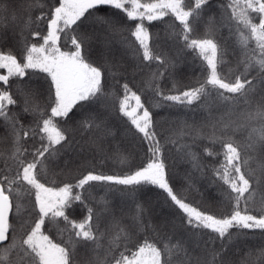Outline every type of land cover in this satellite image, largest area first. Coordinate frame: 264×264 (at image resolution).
Listing matches in <instances>:
<instances>
[{
  "label": "snow or ice",
  "instance_id": "6c2138e0",
  "mask_svg": "<svg viewBox=\"0 0 264 264\" xmlns=\"http://www.w3.org/2000/svg\"><path fill=\"white\" fill-rule=\"evenodd\" d=\"M210 6V0H29L18 13L0 0V45L6 47L10 40L15 48V54L0 50V69L6 70L0 74V127L7 133L0 140H11L9 152L0 151V264H231L227 253L240 237L259 230L264 240V196L256 199L264 187V0H225L218 23L214 16L203 20ZM109 9L119 10L134 26L127 29ZM35 10L39 15H32ZM166 17L180 28L167 34L180 43L177 55L188 50L202 61V79L176 94H166L160 84L166 74L172 75L175 58L154 50L145 24L168 23ZM202 22L203 37L193 38ZM95 25L104 35L103 50L94 55L93 39H101L89 30ZM225 28L228 35L221 42L216 37ZM117 36L136 60L131 75L142 74L141 92H151L156 101L152 107L171 102L196 105L210 114L212 108L222 110L206 138L223 150V160L212 171L226 186L222 194L228 214L193 207L169 183L148 101L130 86L123 63L109 59L111 38ZM237 48L235 67H230L227 56L230 50L236 55ZM37 74H44L46 86L33 82ZM113 109L145 143L151 156L146 165L126 175L87 171L75 183L60 179L71 174L57 171L60 158L84 149L75 138L77 131L97 133L90 143L100 152V142L117 135L107 122ZM77 112L81 115L73 120ZM25 115L31 116L27 124ZM69 122L73 127L66 126ZM237 133L246 134L242 141L234 140ZM184 136L194 144L202 134L182 131L180 138ZM164 139L178 145L195 171H205L192 145L178 144L172 136ZM204 154L212 157L214 152L205 147ZM115 155L121 163L127 159L119 151ZM97 186L107 188L104 196L94 194ZM144 186L166 194L182 214L179 224L167 219L155 226L145 223L144 206L137 202ZM110 191L135 203L130 224L116 215L107 198ZM76 207L86 211L80 220L72 215ZM145 231L155 233L154 240L141 242ZM248 259L264 264V246L255 258L249 250Z\"/></svg>",
  "mask_w": 264,
  "mask_h": 264
},
{
  "label": "trees",
  "instance_id": "16d2710c",
  "mask_svg": "<svg viewBox=\"0 0 264 264\" xmlns=\"http://www.w3.org/2000/svg\"><path fill=\"white\" fill-rule=\"evenodd\" d=\"M4 3L8 4L11 9H15L18 13L22 6L26 5L29 0H3ZM225 0H210V7L206 8L203 20L207 21L209 16H214L216 22L220 19V8L219 5L224 3ZM109 15L124 25L127 29H131L134 26L133 21H128L123 13L119 10H108ZM33 16L39 15V10H35L32 13ZM91 21V18H89ZM168 23H162L154 21L148 24L149 32L152 34L153 39L151 45L159 52L163 49L168 52L169 55L173 56L176 61L174 69L170 70L172 75L169 77L166 74L165 79L160 81L161 88L166 94H176L179 91L185 90L188 87L196 86L197 81L202 79L201 68L202 61L197 57L196 53L184 50L179 52L180 43L178 41L173 42L167 39V34L173 31H180L178 22L174 21V18L166 17ZM13 25L9 22L8 35L12 34ZM94 32L96 36L101 39H93V51L94 55L98 54L103 50L101 40L104 35V30L99 26L95 25L89 29ZM205 33V23H201L199 28L192 33L193 38H201ZM124 35L130 40L134 39L130 36L129 31H125ZM228 35V29H222L217 34V39L221 40L222 37ZM111 51L109 52V59L115 57L123 63L127 69L126 76L130 82V86L133 87L134 91L141 94L142 100L147 99L146 106L150 107L153 112V120L155 122V129L158 135L161 137V144L163 148V158L167 165L168 170V181L173 187L174 191L183 198L187 203L193 207H197L201 211L208 212L216 216L226 215L230 212V207L224 203V197L222 190L226 187L221 181L217 180L213 175V168L218 167L220 162L223 160L222 147L220 144L212 145L211 142L206 138L211 134L213 129L211 123L220 117L222 114L221 109L212 108L211 114L208 110L202 109L193 105L191 107H184L180 105H171V102L165 103L161 107H152L155 104V99L151 98V92H141L144 88L142 81V74H137L133 79L131 73L136 64L131 54L125 49V47L119 43L120 37L111 38ZM7 46L0 45V50L9 51L12 50L15 54V48L12 47V41H7ZM239 54V49H236V55H233L231 50L227 56V60L230 62V67H235V60ZM19 59V57H18ZM153 69L155 64L152 65ZM32 70H29L31 73ZM0 74H6V70L0 69ZM44 74H37L32 77L33 82L40 86H46V82L42 79ZM24 79H28L26 76ZM2 83V82H0ZM173 85L175 88L173 89ZM19 111V109H14ZM81 115L77 112L76 116L73 117L75 120ZM22 120L27 124L31 120V116L25 115ZM108 124L117 132L115 137H105L100 143L104 151L100 152L96 150L95 145L90 143V139H95L98 135L94 132H79L75 133V138L80 144L84 145L83 151L68 152L62 156L59 160V168L65 169V171L71 170V174L61 177L65 182L75 183L76 179L81 174H86L87 171H95L105 175H126L131 171L136 170L142 165H146L148 160L151 158L150 154H147V148L144 142L141 141L140 135L134 133V129H131V125L126 117H123L116 109H113L108 116ZM191 127H184V125ZM67 127H73V124L69 122ZM192 132L193 135L197 131L201 132L202 137L197 139L193 144L191 137L184 136L180 138L181 132ZM246 134L237 133L234 136V140L242 141ZM172 136L174 139H178L179 143H188L192 145V150L199 154L200 162L204 166L205 171L203 173L195 171L188 159L184 157L182 152L177 151L178 145L165 143L166 137ZM0 137H7L6 130L0 127ZM209 147L214 152L212 157L204 154V148ZM11 149V140L3 139L0 140V151L8 153ZM119 151L126 156V161L121 163L116 158V152ZM65 162L67 165L65 167ZM255 165H253L254 167ZM117 189L121 186H115ZM107 191L106 187L97 186L94 190V194L97 197L104 196ZM261 196H264V187L258 189L256 192V199L259 202ZM107 198L111 200L115 206L116 215L119 217L123 215V223L130 224L131 216L135 213V203L122 197L119 191L108 192ZM137 202L144 206V221L152 225H159L165 219L171 220L179 224L181 213L167 198L166 194L154 186H144L137 193ZM71 212V210H70ZM86 214L85 209L82 207H76L73 218L80 220L83 215ZM235 231V230H234ZM54 240H58L55 233H49ZM155 233L145 231L140 234V240L148 238L154 240ZM207 238V237H205ZM158 246H162L159 244ZM219 247V242H217ZM264 246V240L259 236V230L257 235L250 236L247 239L240 237L234 246L228 251L227 256L231 261V264H252V260L248 259L249 250L252 251L253 258L256 257L257 251L260 247Z\"/></svg>",
  "mask_w": 264,
  "mask_h": 264
}]
</instances>
